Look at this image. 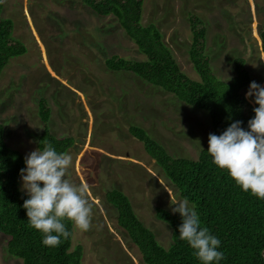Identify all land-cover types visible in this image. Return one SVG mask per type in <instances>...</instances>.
Masks as SVG:
<instances>
[{
    "label": "rangeland",
    "instance_id": "obj_1",
    "mask_svg": "<svg viewBox=\"0 0 264 264\" xmlns=\"http://www.w3.org/2000/svg\"><path fill=\"white\" fill-rule=\"evenodd\" d=\"M189 12L205 23V52L218 78L229 80L233 59L243 57L250 82L264 85L257 33L264 0H143L142 23L156 25L181 71L197 79L188 56ZM1 14L12 21V37L26 48L0 74V121L7 144L24 158L36 149L42 130L37 101L46 99L51 132L74 139L66 151L73 157L67 178L88 187L94 205L90 231L72 224L71 248L82 245L81 264H143L104 193L111 188L125 193L164 247L171 242V228L156 217L155 208L171 211L172 201L182 199L128 126H142L173 156L196 158L200 147L208 146V115L131 72L108 69L105 59L111 55L145 57L117 21L95 14L83 0H3ZM18 188L25 193L20 176ZM6 240L0 233V264H21L8 254Z\"/></svg>",
    "mask_w": 264,
    "mask_h": 264
},
{
    "label": "trees",
    "instance_id": "obj_2",
    "mask_svg": "<svg viewBox=\"0 0 264 264\" xmlns=\"http://www.w3.org/2000/svg\"><path fill=\"white\" fill-rule=\"evenodd\" d=\"M84 5L99 16H111L133 41L143 60L111 55L105 65L112 71H127L141 80L173 94L179 101L204 111L209 117L211 133L220 135L232 122L247 121L254 116L256 106L245 98L250 75L243 57L233 59L234 74L229 80L218 78L209 64L206 49V26L201 17L189 12L190 45L188 56L198 78L181 71L162 34L152 22L142 23L143 0H83ZM0 0V74L12 57L25 53L24 44L12 37L13 24L1 14ZM264 55V22L257 30ZM264 86V85H263ZM37 114L42 130L36 148L50 142L58 152H66L74 143L73 136H56L48 125L50 107L46 99L37 101ZM128 133L141 142L144 152L160 168L179 198L195 205L202 227L220 241L224 259L218 264H264V199L242 191L212 162L207 147H200L196 158L173 156L142 126L131 124ZM23 154L9 146L0 121V233L7 236L6 250L21 260V264H81L83 248H71L72 223L66 221L70 237L59 247H47L42 234L29 226L22 207L27 194L18 188L19 171L24 168ZM105 200L115 208L116 224L137 247L143 264H201L190 246L179 238L182 223L179 213L163 207L155 208L158 219L171 228V242L161 245L151 229L135 214L129 198L117 188L104 193Z\"/></svg>",
    "mask_w": 264,
    "mask_h": 264
},
{
    "label": "clouds",
    "instance_id": "obj_3",
    "mask_svg": "<svg viewBox=\"0 0 264 264\" xmlns=\"http://www.w3.org/2000/svg\"><path fill=\"white\" fill-rule=\"evenodd\" d=\"M230 79V77H228ZM245 98L256 105L254 116L247 121L232 122L220 135H208L207 152L213 164L227 171L229 177L242 191L250 192L257 199H264V86L250 82ZM20 169L21 189L28 198L22 207L26 210L29 226L42 234L47 247H59L70 237L66 221L83 232L92 228L93 203L88 199V187L68 179L73 157L58 152L45 141L24 158ZM173 213H179L182 223L179 238L193 250L201 264H218L224 259L219 251L221 241L201 226L195 205L189 206L187 198L173 200Z\"/></svg>",
    "mask_w": 264,
    "mask_h": 264
}]
</instances>
